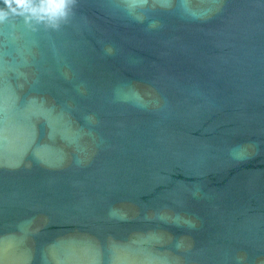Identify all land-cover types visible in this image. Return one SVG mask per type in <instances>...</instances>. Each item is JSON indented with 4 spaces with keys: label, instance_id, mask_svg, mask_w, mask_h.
<instances>
[{
    "label": "water",
    "instance_id": "water-1",
    "mask_svg": "<svg viewBox=\"0 0 264 264\" xmlns=\"http://www.w3.org/2000/svg\"><path fill=\"white\" fill-rule=\"evenodd\" d=\"M0 264H264V0H0Z\"/></svg>",
    "mask_w": 264,
    "mask_h": 264
},
{
    "label": "clouds",
    "instance_id": "clouds-1",
    "mask_svg": "<svg viewBox=\"0 0 264 264\" xmlns=\"http://www.w3.org/2000/svg\"><path fill=\"white\" fill-rule=\"evenodd\" d=\"M19 2L23 3V0H19Z\"/></svg>",
    "mask_w": 264,
    "mask_h": 264
}]
</instances>
